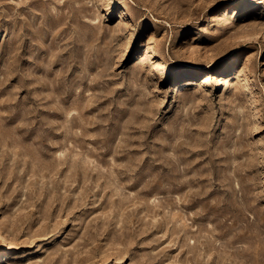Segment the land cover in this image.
<instances>
[{"label": "rangeland", "instance_id": "1", "mask_svg": "<svg viewBox=\"0 0 264 264\" xmlns=\"http://www.w3.org/2000/svg\"><path fill=\"white\" fill-rule=\"evenodd\" d=\"M0 264H264V0H0Z\"/></svg>", "mask_w": 264, "mask_h": 264}, {"label": "bare ground", "instance_id": "2", "mask_svg": "<svg viewBox=\"0 0 264 264\" xmlns=\"http://www.w3.org/2000/svg\"><path fill=\"white\" fill-rule=\"evenodd\" d=\"M246 1V0H245ZM245 6H248V4L247 5H245Z\"/></svg>", "mask_w": 264, "mask_h": 264}]
</instances>
